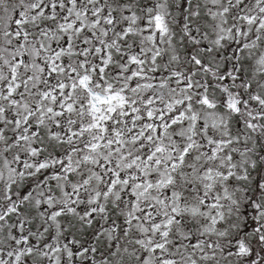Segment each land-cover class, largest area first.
Returning <instances> with one entry per match:
<instances>
[{"label": "flooded vegetation", "instance_id": "obj_1", "mask_svg": "<svg viewBox=\"0 0 264 264\" xmlns=\"http://www.w3.org/2000/svg\"><path fill=\"white\" fill-rule=\"evenodd\" d=\"M0 264H264V0H0Z\"/></svg>", "mask_w": 264, "mask_h": 264}]
</instances>
